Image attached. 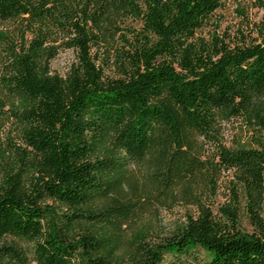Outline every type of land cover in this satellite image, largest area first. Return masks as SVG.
Here are the masks:
<instances>
[{
    "label": "trees",
    "instance_id": "obj_1",
    "mask_svg": "<svg viewBox=\"0 0 264 264\" xmlns=\"http://www.w3.org/2000/svg\"><path fill=\"white\" fill-rule=\"evenodd\" d=\"M225 2L0 0V264H264V21L209 33ZM136 170L194 210L122 261L98 215Z\"/></svg>",
    "mask_w": 264,
    "mask_h": 264
},
{
    "label": "rangeland",
    "instance_id": "obj_2",
    "mask_svg": "<svg viewBox=\"0 0 264 264\" xmlns=\"http://www.w3.org/2000/svg\"><path fill=\"white\" fill-rule=\"evenodd\" d=\"M262 2L264 3V0ZM262 21H264V5L258 3L257 0H226L224 5L217 10L208 32L215 29L217 34L224 38L232 37L235 36L238 28L247 31L254 26V23ZM73 58L74 52L71 49L61 50L52 59L51 65L55 70L63 72ZM109 70L111 71V69ZM248 133V130L240 129L239 122L234 120L226 124L224 138L226 142L232 141L236 136L246 139ZM142 174L143 172L137 170L134 173L137 183L135 191L126 187L125 193L119 197L120 199L110 201L107 210L98 215L102 221L101 228L104 229V232L107 234L113 232L109 241L113 244L114 253L122 261L127 260L128 253L135 248L140 238H145V241L150 243L162 241L183 219L186 211L194 210L192 202L181 197L178 188H173L174 196H167L163 192L158 194L159 186H155L150 181L145 183ZM224 179L225 181H221L217 185L215 193H210L209 188L206 189L208 191L206 194L210 196L204 197L210 199L208 203L214 211L229 199L230 190L225 186V183L229 182V178ZM124 203L125 206L122 205ZM54 206L58 205L55 203ZM114 214L125 215L117 229L112 228L106 220L102 219ZM239 215L240 226L243 229H251L243 204H241ZM262 215L264 216V209ZM199 248L202 253H205L201 247Z\"/></svg>",
    "mask_w": 264,
    "mask_h": 264
}]
</instances>
